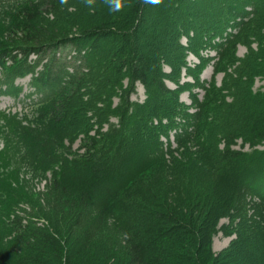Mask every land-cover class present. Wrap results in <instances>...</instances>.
<instances>
[{"label":"rangeland","instance_id":"obj_1","mask_svg":"<svg viewBox=\"0 0 264 264\" xmlns=\"http://www.w3.org/2000/svg\"><path fill=\"white\" fill-rule=\"evenodd\" d=\"M173 1L177 4L179 0ZM234 1L241 4L238 9L248 3L246 0H189L181 3L170 15L176 4L172 6V0H161L155 8L147 9L143 16L145 28L136 40L133 38L130 46L149 56L153 66L151 76L157 75V65L166 86L178 91V101H170L172 93L157 91L154 87L151 94L148 93L141 82L134 84L131 93L120 89L112 93L109 91L111 84L93 76L98 81L93 85L101 86L106 92L105 97L112 95V107L118 105L119 109L109 114L104 106L107 103H89L87 109L98 110L88 114L90 124L77 122L72 137L67 135L63 144H59L61 152L69 151L68 147L72 150L73 154L69 156L72 159L84 152L80 145L85 137V127L93 125L91 134H95L99 126L105 131L115 124L119 128L116 141L122 146L117 157H121L123 166L117 164L114 173L119 177L125 173L127 176L144 163L139 168L138 180L128 188L140 196L138 202L147 206L146 209L141 206L136 213H118L116 216L111 210H103L106 195L114 187L105 182L106 177H101L104 199L86 205L80 198L84 188L76 184L69 186L61 179L60 162L49 167H30L28 159L25 161L15 149L19 132L12 135V129L19 123L28 124L45 87L31 83L30 75L16 77L12 69L14 65H8L9 61L6 63L0 58V264H13L21 255L19 244L14 243L22 232L15 229V222L20 220L23 225L34 229L46 228L61 240V248L49 244L47 264H65V258L66 264H84L80 252L87 256L89 264H104L102 256L108 258L109 254V264H116L114 260L120 257L124 261L122 264H127V245L129 241L134 242L135 235L130 234L134 228L162 222L150 214V210L170 213L180 220L178 224L165 223L168 233L159 239L157 251L168 256L171 263L176 260L172 252L179 249L181 238L194 242L193 236L190 238L186 231L192 226L200 230L202 244L210 241L209 264H264V201L238 188V182L228 172L232 163L228 164V160L221 156L225 138L232 137H225L228 128L242 123L249 125L250 109L264 104V16L251 20L253 11L248 13L247 19L251 22L236 40H230L228 35L224 40L220 35L213 36L212 17L216 8H227ZM9 2L0 0V42L23 46L27 43L19 38L22 36L21 27L18 31L8 27L9 7L1 6ZM66 2L71 1L63 3ZM166 2L171 5L169 9L165 7ZM260 5L264 10V0ZM91 6L70 22L62 20L58 27H63L66 35L79 36L87 28L89 16L97 20L112 14V19L121 18V25L130 19V9L121 7L116 11L111 0H102L97 8ZM245 8L248 12L251 9L250 6ZM71 9L78 11L75 5ZM53 18L51 15V20ZM201 36L206 41L203 46ZM100 44L104 53H109L111 47L121 48L120 42L107 44L102 41ZM234 44L235 48H231ZM82 46L67 41L48 48L46 52L54 49L60 51L61 56L68 52L65 58L57 57L70 68L79 60L78 54L82 58L87 54L88 48ZM222 46L230 51L222 59V64H218ZM121 53L126 55L125 50ZM69 54L74 60L68 57ZM252 64L260 71L252 70ZM247 68L253 71L250 78ZM106 72L107 69L104 77H107ZM238 76L246 79L242 88L237 85ZM128 85L126 79L125 87ZM124 96H129L130 104L124 103ZM77 105L82 109L86 107L83 103ZM251 125H254L253 121ZM185 131H189L185 139L190 138L180 143L177 134H185ZM242 142V138H237L232 148L239 149ZM245 149L249 150V146L246 145ZM259 149H264V143ZM153 150L156 155L149 153ZM147 158L151 159L147 161ZM87 242L89 248L82 250ZM228 255L233 262L226 257ZM179 262L187 264L186 259Z\"/></svg>","mask_w":264,"mask_h":264},{"label":"trees","instance_id":"obj_2","mask_svg":"<svg viewBox=\"0 0 264 264\" xmlns=\"http://www.w3.org/2000/svg\"><path fill=\"white\" fill-rule=\"evenodd\" d=\"M3 1H10V4L1 5L2 7L4 5L9 7L7 10V14L10 17L8 27H13L14 31H18L21 27L22 36L19 38L27 44L18 46L12 42H0V58H2V61H6L8 57L16 60L15 51L24 54L36 52L45 55L50 53L46 52L48 48L51 49L50 47L59 46L67 41H75L83 45L82 47L86 46L88 48L87 54L84 55L85 64L82 66V71L79 69L75 73L70 74L67 72L65 62H59L55 56H51L44 66L47 70L44 71L43 69L38 76L34 77L32 83L45 88L42 91V97L38 99V105L34 109L33 117L28 121V124L19 123L12 129V135L19 132V140L15 149L19 150L25 161L28 159L30 167H35L34 169L40 165L49 167V165L60 162L59 164L62 166L61 179L65 180V184L69 186L76 184L84 188L80 198L86 205L104 199L101 190V177H106L105 182L112 184V186L114 185V187L110 188L107 193L106 203L103 200L105 204L103 207L104 211L115 212V215L118 216V213L139 212L138 209H142L141 206L146 209L147 206H144V203L138 202L140 196L137 197L131 191V188L128 190L130 185L135 183L141 175L139 168L144 163L132 170L130 175L126 176L125 173L124 176L119 177L114 173L118 169L116 167L117 164H122L123 161L120 156L117 157L122 151V146L118 145L116 141L119 128L115 124L112 123L105 131H102V126H99L95 129V134H91V131L94 130L93 125L89 128L85 127L83 131L85 137L80 145L84 152L74 156L72 159L69 158L73 154L72 150L68 147L69 151L61 152L59 144H63V139L67 135L72 137L70 135L74 133L77 122L78 124L81 121L83 124H90L88 122V114L98 112V110L97 108L87 109L89 103L91 105H95L97 101L107 103L104 106L109 114L114 113L117 108L119 109L118 105L112 107V95L109 94L105 97L103 94L106 92L101 90V86L93 85V83L98 84V81L94 80L93 76L106 81L107 84H111L109 91L112 93L117 89L131 93L135 87L134 84L141 82L148 93L151 94L154 87L157 91L172 93L170 101H178V91L166 86L159 76L157 65L155 68L157 75L151 76L153 66L149 56L146 53L139 52L137 47L130 46L133 38L136 40L138 34H141L145 28L146 23L143 17L145 12H147V9L155 8L156 4L146 3L145 0H121L122 7L130 9L128 10L130 19L122 24L124 26L120 24L121 18L119 20L112 19V14H108L106 19L97 20H93V16H89L88 20H86L87 28L83 29L79 36H70L72 34H64L67 32H64L66 30L62 29L63 27H58L60 22L64 19H66V22H70L71 19L79 17L83 13L82 10L85 11L91 5H94L93 8H97L102 3V0ZM65 1L71 2L63 3ZM187 1L189 0H179L176 4L172 0L171 5L174 6L173 3H175L177 6L175 5L170 15L174 14V11L181 3ZM262 1L246 0L248 3L244 5L251 7L249 12L245 6L238 9L241 4L236 1L231 2L227 8L217 7L212 17L214 21L212 27L215 29L213 36L216 38L218 37L217 35H220V38L224 40L225 35H228L230 40H236L240 33H243L244 29L248 27L251 20L256 16H264V10L260 5ZM61 4H63V7H61ZM73 5L78 8V11L71 9ZM171 5L169 6L166 2L165 7L169 9ZM219 6L223 7V5ZM90 9H92V6ZM252 11L251 20H248V13ZM86 14L88 15V13ZM51 15H54V20H51ZM102 41L107 44L120 42L121 48L111 47L109 53H104L100 44ZM205 42L203 36H201V45L203 46ZM234 46L236 44L231 46V48ZM123 50H125L127 56L125 53H121ZM229 51L222 46L218 64L219 62L222 64V59L227 56ZM110 66L111 70L108 69ZM252 67V70L260 71L253 64ZM176 68L174 67V69ZM12 69L16 76H19L34 71L35 65L23 60L15 64ZM106 69L108 71L106 72L107 77H104ZM243 70H246V65ZM252 70L248 69L247 71L249 78L250 74L253 73ZM126 79L129 80L127 87H125ZM236 80L238 81L237 85L242 88L243 86L241 85L246 79L238 76ZM150 94L149 97L151 98ZM128 97L124 96L125 104H130ZM77 103H83V106L86 107L82 109ZM250 110L251 117L247 121L249 125H243L242 123L240 126L228 128V134L225 137H232L231 139L225 138V149L221 156L223 159L228 160V164L232 163L228 172L232 179L238 182L237 185L239 187L236 183H233V185H236L240 190L251 192L252 195H256L264 201V149H259V146L264 143V104L259 108ZM218 111L221 112V109L219 110L218 108ZM252 121L254 123L253 126L251 125ZM205 125L208 124L206 123ZM188 132L177 134L180 143L190 138L187 137L185 139L189 135ZM74 138L71 139V142L74 141ZM125 138L127 137L125 136ZM237 138H242L243 142L239 149H234L232 146L236 145ZM129 142L131 143V141ZM246 145L249 146V150L245 149ZM155 151L153 150L149 153H155ZM150 159L147 158L146 160L149 161ZM145 164L147 165L148 163ZM127 190L129 194L126 192ZM150 214L159 217L162 222H159L158 225L150 222V224H145L136 228V230L134 228L130 233L132 236L135 235L134 242L131 243L129 241V245H127V260L129 259L127 264H181L179 261L184 259H186L187 264H209L208 258H211V255L210 253L208 255L207 251L209 250L210 241L207 240L205 244H202L203 238H201L200 230L192 226L187 228L186 231L190 234V238L193 236L194 242H186L185 238H181L179 249L172 252L173 257H176L174 262L171 263L168 256L160 255L157 251L159 249V239L163 238L169 230L165 223L178 224L180 220L166 212L161 213L150 210ZM15 223L16 232L22 231L14 242L19 244L18 249L21 251V255L17 261L14 260L16 262H13V264H47L46 256L48 255L47 248L49 244H54L57 248H61V240L56 234L50 233L46 228L34 229L30 225H23L22 220ZM213 231L216 230L214 229ZM141 241L144 244H141ZM85 248H89V242L82 247V250ZM80 255L84 264L90 263L85 254L80 252ZM102 257L104 264H109L111 255L109 254L108 258ZM226 257L230 258V262H233L231 255ZM114 262L116 264L124 263L122 257L115 259Z\"/></svg>","mask_w":264,"mask_h":264},{"label":"clouds","instance_id":"obj_3","mask_svg":"<svg viewBox=\"0 0 264 264\" xmlns=\"http://www.w3.org/2000/svg\"><path fill=\"white\" fill-rule=\"evenodd\" d=\"M111 2L114 4V10H120L122 7L121 0H111ZM146 3L151 4H159L161 0H145Z\"/></svg>","mask_w":264,"mask_h":264}]
</instances>
